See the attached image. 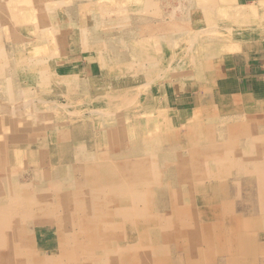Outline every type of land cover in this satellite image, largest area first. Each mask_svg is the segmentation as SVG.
Masks as SVG:
<instances>
[{"label": "rangeland", "instance_id": "obj_1", "mask_svg": "<svg viewBox=\"0 0 264 264\" xmlns=\"http://www.w3.org/2000/svg\"><path fill=\"white\" fill-rule=\"evenodd\" d=\"M12 1L13 0H9V4H39L43 9L45 8L44 11L46 12L49 28L46 25L45 28H38V31L36 32L37 37H34V33H25V25L23 23L21 26L16 25V30H18V32L13 34L14 37H10L12 35L11 33L15 32V30H11L12 32H10V28L7 27L4 23L0 22V31L5 32L3 34L1 33L0 44H2V46L0 50L2 52H10L9 48L6 47V45L9 44L10 41L12 44L15 43L16 45H22V43H24L25 45L26 43L28 44V46L31 43L39 42L46 47V50H44L45 53L44 51L42 52V55L39 57V62H36V64L33 60H29L26 61L27 63L20 62L17 63V66H14V71L11 72L13 76L11 77H13L17 82L16 85H10L11 87L8 90L10 92L9 95L12 94L13 96V108L10 112H7V116L4 113L0 114V116L4 117V119L5 117H7L14 123L12 125L13 129L9 124H6V127H4L2 123L0 124V131L4 130L7 134H10L15 130L28 131L27 134L29 137L26 141L28 145H41L43 146V148L48 149V151L46 150L45 152L46 157L43 158L42 156L41 159L44 162V165H46V168L50 167L49 159L50 157L54 156V161L50 160V164L52 165L53 163L52 166L54 168H56L55 165H57L58 167L61 164V168L64 170L63 175H67V173L65 172H68L70 165L73 166L76 163L78 164L77 161L79 159L82 162H86V160L82 159L83 155H85V157L88 156L92 158V160L89 159L90 162L88 161V163L100 164L102 162H112L111 164L115 168L117 166L123 167V165H125L127 167L134 168L135 170L141 169V177H151V182L148 184L145 190H143L144 198L143 201L138 204L139 207L152 206L153 203H158L159 200L164 201L166 197L161 194V191L158 188V184H156L157 182H155L152 174L150 175V171L152 170H150L148 167H152V165H155L154 171H156V173L160 175V179L163 182H165V180L166 182H173L174 179H179V181H181L183 180V178L185 179L187 177L192 181H197L198 183H200V181H202L201 179H203V168L202 166H200V164L202 163V157L209 154L207 150L203 151L202 148L207 146V144L210 145L211 143H216L217 145L219 144L217 155H221L218 156L220 157L218 163L213 164L209 159H207L205 163L208 162L206 163V165L209 167V170H214V173H217L215 175L216 177H213L217 182L221 180L222 182L228 181L227 177L229 176V171H231L233 174L235 173L236 167H233L232 165V162L235 159H237V162L241 163L246 168L247 172L245 173V171H243L244 173L240 174L241 178L237 177L239 184H231L230 187H233V189H231V194L235 195V198L230 200L232 202L235 201V203L242 200L245 208H242L243 210L238 208V211L244 214L248 213V210L246 208L251 206V204L249 202V199L245 197L244 194L247 193L249 195V192H246V190L243 189L244 187L241 186L243 184L240 182H242L244 179L249 180L247 179L248 175L250 174V172L248 173V171L252 170L254 162H256V160L254 159L256 158V156L249 153L256 144L255 140L256 137H258L257 135H259L257 131L259 133L261 131H264V115L260 114V116H258L257 118H253V120L246 116V111H243L242 115L241 108L245 107L244 104L236 102H223V100H219L217 97H215V100L213 99V84L211 83L213 80V66L203 67L202 65L203 61H205V64L213 63V61L211 60H213V57L215 55L213 56L212 54H210L212 48H209L208 45L213 44L214 41V26L217 27L216 42L219 43L220 40H223L221 36L225 33V27L228 25L227 23L223 22H221V24L217 23L218 21L214 25L212 8L204 7L203 3H198L197 0H155L160 4L158 2L154 3L151 0H142L140 3L138 2L140 0H43V3L40 2V0H33L32 3L30 0H25L24 4ZM5 3L8 2L0 0V13L2 9L6 7L5 6L4 8H2ZM181 3H185L184 6ZM179 4H181V6ZM31 5L28 6L31 7ZM158 6H161V8H159ZM170 9H172V12L169 11ZM154 10L157 11L155 12ZM184 11L187 12L184 13ZM164 13L168 15H165ZM137 14L139 15L137 16ZM144 14H147V16ZM133 15L136 17L137 21L138 19L141 20L139 29L134 31L133 28L137 27L134 25V23L138 25L139 21L138 23L135 22L133 20L134 17L131 19ZM153 15L155 16V18ZM144 16L147 17L149 22L146 23L147 20ZM171 21H173L172 24ZM150 22L153 24H151ZM179 22H182L185 25H182L183 27L181 29H179V27L181 26ZM143 23H145V26L141 27V24ZM147 24H149V27H147ZM113 30H115V32ZM166 30H170V32H167ZM101 34L105 36L102 37ZM95 35L98 37H95ZM140 35L142 36L140 37ZM107 36H110L109 42ZM52 38L53 40H51ZM114 41L116 44L114 43ZM98 43L99 47L101 46L100 48L98 47ZM109 44L111 45V47ZM166 45L168 46V48ZM226 50V48H221L220 52L223 51L224 53ZM29 53L30 50L26 51L24 48L22 52H20L19 56L28 55ZM5 55L6 53L0 55V64H4L3 62L5 61ZM11 55H13L12 57H15L16 54ZM139 56L141 57L139 58ZM159 61H161V63ZM149 62L151 63L148 64ZM198 64H200L201 66H197ZM67 67H71V69ZM11 68V66H0V79H2V77H5V75L9 73ZM134 68H137L138 70H135ZM53 69H57V72L54 73ZM197 71H199L203 76L201 81L204 80L202 82V85H205L204 90L206 91V93L205 91H201V93H199L202 97L201 99H203L204 95H209L208 98H206L208 100H206V102L204 103V107H202L199 102L198 104H195L196 101H199L197 93L198 83L194 82L192 76ZM153 73L154 75H152ZM93 76H97L100 78ZM189 92L194 93L193 97L196 99V101L194 100V106L185 104L182 105L183 101L181 98H179L184 94L185 96L187 94L190 95ZM0 97V101H2V97H4L2 89H0ZM177 98H179V100ZM148 99H150L151 103L153 102V108L149 106ZM212 100H214L215 102H213ZM249 106V109H255V111L261 112L259 107H254L253 105H251V103H249ZM210 107L213 111L210 109ZM239 113L241 114L239 115ZM183 114L185 115L184 118L179 117ZM222 114H227L228 116H226L228 118H223L224 120L220 122H215V120L211 118L212 115L217 116ZM121 115L125 118H123ZM138 120H140V122ZM145 121H147V124L144 126L142 124H145ZM106 128H109L108 131L124 130L127 132V134L120 136V134L109 133L110 135H118V138H116L115 140L110 139V141L107 142ZM219 129L222 130L221 134H223L224 136H217L219 134ZM248 132H254V135L252 134V136H250L249 134H247ZM5 133L3 132L0 134V170H2L5 164H7L8 167H13L15 165L21 166V164L19 165L18 163L19 161L8 164V162L11 160L13 152L10 149V145L8 144L9 136L4 135ZM239 134H241L240 137ZM157 136L158 139L155 138ZM214 137L217 138L215 139ZM113 141L115 142L116 146L115 144H112ZM127 142H134L135 144H146L148 150L146 152L142 151L141 153L137 152L134 155L132 154L133 150L131 151L129 149ZM101 146L103 149L101 148ZM108 146L110 148H108ZM54 147H59L60 149H57L55 151ZM185 149L186 151H184ZM241 151L242 153L240 154ZM116 153H118V155ZM229 154L230 156H228ZM167 155H169L170 157H165ZM182 155L185 156L183 157ZM189 157H191V159ZM119 158L120 160L117 161V159ZM132 158H136V160L133 161ZM66 159H68L69 161ZM186 161L188 163L190 162L188 166H184L183 164ZM21 162L24 165L25 161ZM179 168L180 173H177V175L173 176V171L175 170L176 173ZM75 169L78 170L76 171L75 176H80V167H75ZM223 169L225 171H223ZM185 170H187L186 173H188V175H185ZM258 172L260 171L258 170ZM223 173L225 175H223ZM63 175L62 178L65 177ZM229 177H231L232 179V176ZM15 179H17L18 182L21 180L18 176H15ZM231 179L229 178V181H231ZM32 186L33 188H35L34 191H40L36 183H33ZM199 186L200 185H196L194 189V194H197V196L202 193L200 192L201 189ZM170 187L173 188L171 184ZM179 192L180 193L178 194V198L176 197L178 200L176 198H174L173 200L175 206L179 210V216H177V218L175 219L170 220L169 227L164 228L163 233L164 236H167V238L161 241L159 250H157L155 254H153V252H150V263L143 262L142 264H164L163 262H157L156 260H167L168 256L169 264H181L178 263L177 258L181 257V255L183 254V250L178 249L174 251L172 241L178 240L179 244H183L184 233H186L187 229H191L192 227H190L189 225L187 227V224L184 223L183 218L185 215L183 211L186 202L181 197V191ZM41 193L43 192L41 191ZM160 195H162V197ZM35 202H38L37 197H35L34 203ZM159 203L161 204V202ZM55 204L59 205V201L57 199ZM200 206L201 205H199V203L194 204L193 206H191L192 209L190 210H199ZM158 210L163 211L159 208ZM57 211H62V209L59 208L57 209ZM57 215L60 214L57 213ZM189 216H191L190 213ZM127 220H129V218H127ZM195 221H197V219H195ZM126 222L128 223V221ZM245 223L246 229H244L245 231L243 232L250 233L253 236V242H250L247 237H244V239H239L237 247L233 245L234 243H231V246H226L229 250L232 249L231 253L228 256L218 255L219 262L221 260L222 262L224 261L225 264L264 263V213H258L257 215L256 213H254L252 215V218L245 220ZM179 225H182L180 229L177 228V226ZM54 226V224H40L29 227L28 232H31V237L36 243V246L39 245L38 247H41L42 249H49L50 247L54 246L53 239L56 234ZM240 234L241 233H239L238 235ZM150 237L153 239L152 235H150ZM194 258L196 257H193L192 259ZM209 258L211 262H208V264H216V260L214 262L212 261V255H210ZM189 261L188 258H186L185 263L183 264L195 263V261L193 262V260L191 259ZM127 262L128 260L121 264H128Z\"/></svg>", "mask_w": 264, "mask_h": 264}, {"label": "bare ground", "instance_id": "obj_2", "mask_svg": "<svg viewBox=\"0 0 264 264\" xmlns=\"http://www.w3.org/2000/svg\"><path fill=\"white\" fill-rule=\"evenodd\" d=\"M4 1L8 2V3H5L2 7V8H4L6 6L4 9H2V11L0 13V22L4 23L7 27H9L10 32H12L11 30H15V32L11 33L12 35L10 37H14L13 34L18 32V30H16L17 29L16 25L21 26L23 23L25 25L24 26L25 33H27V34L34 33V37H37L36 32L38 31V28H45V25L48 26V28H49V23L47 21L46 12L44 11L45 8L43 9L39 4H32V5L28 4L29 6L31 5V7H29L28 5H17V3L15 5H11V4H9L10 3L9 0H4ZM13 1L18 2L20 4H24L25 0H13ZM30 1L32 3L33 0H30ZM97 1H99V0H97ZM141 1L142 0H140L138 2L140 3ZM151 1L154 3L156 2L155 0H151ZM40 2L43 3V0H40ZM161 3H162V1H161ZM118 4H120V3H118ZM181 4H183V6H184L185 3H181ZM181 4H179V5L181 6ZM114 5H116V4H114ZM114 5H113V7H114ZM151 5H153V4H151ZM124 6H125V4H124ZM128 6H130V5H128ZM117 7H119V6H117ZM159 8H161V6ZM171 10L172 9H170L169 11H171ZM185 12H187V11H184V13ZM85 14H86V12H85ZM92 14H94V13H92ZM134 15L131 17V19L134 17L133 20L137 23L139 21V23H138V25L134 23V25L137 27L133 28V31L139 29V24L141 23V20L138 19V21H137V19ZM138 15L139 14H137V16ZM144 15L147 16V14H144ZM165 15H168V14H165ZM145 18L147 20L146 23L149 22L147 17H145ZM154 18H155V16H154ZM157 18H158V16H157ZM105 20H107V19H105ZM173 20H174V18H173ZM159 21H160V19H159ZM156 22H158V21H156ZM172 22L173 21H171V24H172ZM182 22H179L181 25L179 27V29H181L183 27L182 25H184ZM143 24H141L142 25L141 27L145 26V23H143ZM149 24H147L148 25L147 27H149ZM151 24H153V23H151ZM91 25H93V24H91ZM67 27H69V26H67ZM104 28H106V27H104ZM144 29H146V28H144ZM125 30H126V28H125ZM130 30H132V29H130ZM113 31L115 32V30H113ZM133 31H132V33H133ZM169 32H170V30H169ZM1 33L3 34L5 32L0 31V41H1ZM19 34H21V33H19ZM88 34H90V33H88ZM96 35H95V37H98ZM116 35H117V32H116ZM143 35H145V34H143ZM103 36H105V35H102V37ZM141 36L142 35H140V37ZM4 37H5V35H4ZM38 37H40V36H38ZM86 39H88V38H86ZM107 39L109 42L110 36H107ZM5 40H6V38H5ZM51 40H53V38ZM81 40H83V39H81ZM94 41H97V40H94ZM114 43H115V41H114ZM130 44H132V43H130ZM1 46H2V44H0V49H1ZM6 47L9 48L10 52L5 51V53H6L5 61L3 62L4 64H0V66H4V67L5 66H7V67L11 66L12 68L10 69L9 73L5 75V77H2V79H0V89H2L3 95H4V97H2L3 100L0 101V114L4 113L7 116V114H8L7 112H10L12 110V108H13L12 104H14L13 96H12V94L9 95L10 92L8 91L9 88L11 87L10 85H16V82H17V81H15V79L13 77H11V76H13L11 72L14 71V66H17V63L26 62L29 60H33L36 64V62H39V57L42 55V52L44 50H46V47L44 45H42V43L40 44L39 42L38 43L37 42L31 43L28 46V44H26V43H25V45H24V43H22V45H16L15 43L12 44L11 41L9 44L6 45ZM98 47H99V43H98ZM110 47H111V45H110ZM24 48L26 51L30 50V53L28 55L19 56L20 52H22V50ZM167 48H168V46H167ZM79 49H80V47H79ZM109 50H110V48H109ZM5 53L0 50V55L5 54ZM44 53H45V51H44ZM44 53H43V55H44ZM11 54H16V55H15V57H12L13 55H11ZM140 57L141 56H139V58ZM130 58H132V57H130ZM151 59H155V58H151ZM187 59H188V57H187ZM167 60H165V61H167ZM159 62L161 63V61H159ZM150 63L151 62H149L148 64H150ZM187 64H189V63H187ZM209 65H210V63H209ZM34 66H36V65H34ZM52 67H53V65H52ZM67 68L71 69V67H67ZM70 69H68V70H70ZM56 70H54V73L57 72ZM104 70H106V69H104ZM6 71H8V70H6ZM64 72H66V71H64ZM134 74H135V72H134ZM103 75H104V73H103ZM152 75H154V73ZM114 76H116V75H114ZM93 77H97V76H93ZM97 78H100V77H97ZM192 78L194 79V82L198 83L201 81L203 76L199 71H197L192 76ZM183 83H184V81H183ZM65 85H66V83H65ZM131 87H132V85H131ZM109 92H111V91H109ZM205 93H206V91H205ZM192 97H193V95H192ZM189 99H190V97H189ZM148 100H149V106H151V108H153V102L151 103L150 99H148ZM178 100H179V98H178ZM24 102H25V100H24ZM167 104H168V102H167ZM22 108H23V106H22ZM161 108H163V107H161ZM210 109H211V107H210ZM245 110L247 113L246 116L250 119L257 118L258 116H260V114L263 115L259 111H254L255 109H249V107L245 108V109L241 108V113ZM260 110L262 112H264V109H260ZM241 113H239V115ZM226 115L225 114L217 115V116L212 115L211 118L213 120H215V122H220V121L224 120L223 118H228L227 117L228 115L227 116ZM242 115H243V113H242ZM184 116L185 115L183 114L179 117L184 118ZM123 118H125V117H123ZM126 118H128V117H126ZM208 119H210V118H208ZM7 120H9V118L5 117V119H4V117L0 116V124L3 123L2 125L4 127H6L5 126L6 124H9L10 127L13 129L12 125L14 123L10 120L9 121H7ZM185 120H186V118H185ZM138 121L140 122V120H138ZM145 122L146 123L142 124V125L145 126L147 124V121H145ZM88 123H89V121H88ZM240 124H241V122H240ZM87 125H89V124H87ZM108 129L109 128H106V134H107L106 140H107V142H109L110 139L115 140L116 138H118V135H110V134L116 133V134H120V136L127 134V132L124 130H122V131L109 130L108 131ZM91 130H93V129H91ZM238 131H240V130H238ZM3 132L5 133L4 130L0 131V134ZM27 132L28 131H25V130H20V131L15 130L14 132L12 131V133H10V134L9 133L4 134L6 136H9L8 144L11 147V148L10 147L9 148L13 152L11 160L8 162V164L19 161L18 163H19V165L21 164V166L15 165L13 167H8V165L5 164L4 167L2 168V170H0V264H121L127 260H128V262H127L128 264H132V263L142 264L143 262L148 263L149 259H150V257H149L150 252H153V254H155L157 252V250H159L161 241L167 238V236H164V233H163L164 228L169 227L170 220L175 219V218H177V216H179V210L173 202L174 198H176V197L178 198V196H179L178 194L180 193L179 191H181V197L186 202L185 206H184V211H183L184 215H185L183 218L184 223L187 224V227L189 225L192 228L187 229L186 233H184L183 244H179L178 240L172 241L174 251H176L178 249L183 250V254L181 255V257L177 258L178 263L183 264V263H185V259L188 258V261L190 259L193 260V262L195 261V263H192V264H208V262H211L209 256L212 255V257H213L212 261L213 262L216 260V264H225L224 261L222 262L220 260V262H219L218 259H219V256H226V255L228 256L231 253L232 249L229 250L226 246H228V245L231 246V243H234L233 245L237 247L239 239H244V237H247L250 242H253V236L250 233L243 232V231H245L244 229H246L245 220L252 218V215L254 213H256V215L258 213H264V177H263L264 176V131H261L260 133L257 131V133L259 135H257L258 137H256V140H255L256 144L255 145L253 144L254 147L251 150V152L249 153V154L256 156V158H254L256 160V162H254V166L252 167V170L248 171V173L250 172V174L248 175V178H247L249 180L244 179L242 182H240L243 184V185L240 184L241 186L244 187L243 189H245L246 192H249V195L247 193L244 194V196L249 199V202L251 204V206L246 208L248 210L247 214H244V213L238 211V208H240L241 210H243L242 208H245L244 204L242 203V200L240 202L237 201L236 203H235V201L232 202L230 200V199L235 198V195L231 194V189H233V187H230V186L233 183L235 185L239 184L237 177L241 178L240 174L244 173L243 171H245V173H246L247 172L246 168L241 163L237 162L238 161L237 159H235L232 162L233 167L234 166L236 167L235 173L233 174L231 171L228 172V175L232 176V179H231V177L228 176L227 177L228 181L222 182V180H221V181L217 182L215 180V178H213L217 173H214V170H209V167L206 165V163H208V162L205 163V161L207 159H209L213 164L218 163L219 158H220L218 156H221V155H217L219 144L217 145L216 143H211L210 145L207 144V146L202 148L203 151L207 150V152H209V154L207 156L205 155L202 157V161H201L202 163L200 164V166H202V168H203V171H202L203 179H201L202 181L199 180L200 183H198L197 181H192L190 178L188 179L187 177L185 179L183 178V180H181V181H179V179L178 180L174 179L173 182H166V180H165V182H163L160 179V175L157 174L156 171H154L155 165H152V167L151 166L148 167L150 170H152V171H150L151 172L150 175L152 174V177L155 179V182H157L156 184H158V188L160 189L161 194L166 196V197H165L164 201L159 200L158 203L157 202L153 203L152 206L139 207L138 204L141 201H143V198H144L143 190H145V188L151 182L150 181L151 177L150 178L141 177V175H140V173L142 172L141 169L135 170L134 168H130V167H127L125 165H123V167L117 166L115 168L112 166V164H111L112 162L111 163L102 162L100 164L88 163L89 159L92 160V158L88 157V156L85 157V155H83L82 159L86 160V162H82L79 159L77 161L78 164L76 163L75 165L71 166L70 165L71 163H70L69 164L70 167H69L68 172H65V173H67V175H63L64 170L61 168V164L58 167H57V165H55L56 168H54L52 166L53 163H52V165L50 164V160L54 161V156L50 157V159H49L50 167L46 168V165H44V162L41 159H42V156H43V158L46 157L45 152H46V150L48 151V149L43 148V146H41V145H35V144L34 145L31 144V146L28 145L26 142L28 137H29ZM218 132H219V134L217 136L223 135V134H221L222 133L221 129H219ZM244 132H243V134H244ZM253 133L248 132L247 134L252 136ZM201 134H203V133H201ZM203 135H205V134H203ZM240 135L241 134H239V137H240ZM228 137H229V135H228ZM155 138L158 139V136ZM148 139H151V138H148ZM236 139H237V137H236ZM123 140H125V139H123ZM204 140H207V139H204ZM223 140H224V138H223ZM87 142H88V140H87ZM159 142H161V141H159ZM208 142H209V140H208ZM127 143H128L127 145L129 146V149L131 151L133 150L132 154H134V155L137 152L141 153L142 151L146 152L148 150V147L146 146V144H143V143H142L143 145L137 144V143L135 144L134 142H127ZM243 143H245V142H243ZM112 144H115V142L113 141ZM189 144H192V143H189ZM73 145H75V144H73ZM115 146H116V144H115ZM186 147H187V145H186ZM74 148H75V146H74ZM101 148H102V146H101ZM108 148H110V147L108 146ZM54 149L56 151L57 149H60V148L54 147ZM88 150H90V149H88ZM177 150H179V149H177ZM181 150H183V149H181ZM221 150H222V148H221ZM71 151H73V150H71ZM167 151H168V149H167ZM184 151H186V149ZM190 151H191V148H190ZM169 153H171V152H169ZM241 153H242V151L240 152V154ZM116 154L118 155V153H116ZM176 156H177V154H176ZM182 156L184 157L185 155H182ZM225 156H227V155H225ZM228 156H230V154ZM159 157H161V156H159ZM165 157H170V156L167 155ZM189 158L191 159V157H189ZM132 159H133V161L136 160V158L135 159L132 158ZM66 160H68V159H66ZM118 160H120V158L117 159V161ZM21 161H25L24 165ZM189 163L186 161L183 164H184V166H188ZM10 165H12V164H10ZM75 167H80V170H79L80 174L79 173L78 174L81 177L78 175H77L78 177L75 176L76 171H78L77 169H75ZM176 167H177V165H176ZM188 169H189V167H188ZM51 170H53V171H51ZM187 170L184 171L185 175H188V173H186ZM258 170L260 172H258ZM223 171H225V170L223 169ZM173 173H174L173 176L177 175V173H180V168H179V170L176 171V173L174 170ZM260 173H262V174H260ZM62 175L65 177L62 178ZM223 175H225V174L223 173ZM15 176H18L21 180L18 182L17 179H15ZM226 176H227V174H226ZM221 178H222V176H221ZM229 178L231 179V181H229ZM33 183H36V185L39 187L40 191H37V190H36L37 192L34 191L35 188H33V186H32ZM170 184L172 185L173 188L170 187ZM195 184L200 185L199 186L201 189L200 192H202L198 196H197V194H194V189L196 187ZM235 185H234V187H235ZM30 191H33V192H30ZM41 191L43 193H41ZM34 193H37V194H34ZM104 194H106V195H104ZM162 195H160V196L162 197ZM35 197L38 198V202L34 203ZM153 197H154V195H153ZM56 199L59 201V205L55 204ZM159 202H161V204ZM198 203H199V205H201L199 210H196V211L192 210L191 211L190 210V209H192L191 206H193L194 204H198ZM59 208H61L62 211L58 212L57 209H59ZM158 208L160 210H163V211H159ZM35 211H39V212H35ZM57 213H59L60 215H57ZM189 213L191 216H189ZM127 218H129V220H127ZM195 219H197V221H195ZM254 220H256V219H254ZM126 221H128V223ZM40 224H50V225L54 224L55 225L54 227L56 230V234H55V237L53 239L54 240V246L50 247L49 249H42L41 247L39 248L38 247L39 245L36 246L35 245L36 243L34 242V240L31 237V234H30L31 232L30 233L28 232L29 227H33V226L40 225ZM181 227H182V225L177 226V228H179V229ZM239 233H241V234L238 235ZM147 235H148V237H147ZM150 235H152L153 239L150 237ZM165 235H166V233H165ZM164 243H165V241H164ZM217 247H218V249H217ZM184 248H185V250H184ZM234 251H235V249H234ZM258 253H259V251H258ZM215 256H216V258H215ZM168 257H167V260H165V259L164 260L163 259L158 260L157 259L156 261L157 262H163L164 264H169L168 263ZM193 257H196V258L192 259ZM262 264H264V263H262Z\"/></svg>", "mask_w": 264, "mask_h": 264}, {"label": "crops", "instance_id": "obj_3", "mask_svg": "<svg viewBox=\"0 0 264 264\" xmlns=\"http://www.w3.org/2000/svg\"><path fill=\"white\" fill-rule=\"evenodd\" d=\"M197 1L203 3L204 7L212 8L214 25L217 21V23L223 22L228 25L225 27V33L221 36L223 40H220L219 43L216 42L217 27L214 26V41L213 44L208 45L209 48H212L210 54L215 55L213 63L209 65L203 61L202 65L213 66L211 82L213 84V99L215 100L217 97L219 100L229 103L245 102L243 103L245 107L242 109L250 107L249 103L254 107L258 106L260 109H264V0ZM221 48L227 50L223 53V51L220 52ZM202 82H198L199 101L192 97L193 93L186 96L184 94L179 97L183 101L182 105L194 106L195 100V104L199 102L202 107L205 106L204 103L208 100L206 97L209 95H204L201 99L199 93L205 91V85H202ZM214 100L212 101L215 102ZM261 113L264 115V112L261 111Z\"/></svg>", "mask_w": 264, "mask_h": 264}]
</instances>
